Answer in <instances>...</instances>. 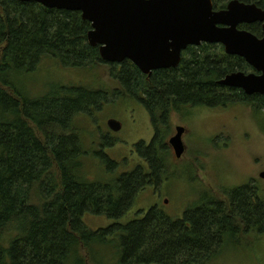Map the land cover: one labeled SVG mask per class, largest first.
<instances>
[{
    "label": "trees",
    "instance_id": "obj_1",
    "mask_svg": "<svg viewBox=\"0 0 264 264\" xmlns=\"http://www.w3.org/2000/svg\"><path fill=\"white\" fill-rule=\"evenodd\" d=\"M80 16L0 0V264H84L85 257L88 264H209L204 259L214 257L216 246L239 243L240 231L232 227L263 232L264 205L256 186L246 185L224 192V202L208 193L176 219L153 209L96 231L82 222L88 215L121 220L142 184L139 171L123 175L85 153L92 135L86 115L100 113L95 108L109 96L112 105L138 89L145 107L157 106L163 119L171 104L217 108L237 102L260 111L264 97L217 84L247 65L208 46L188 51L177 69L149 79L125 61L119 72L108 71L118 89L107 90L96 79L93 86L56 83L28 94L20 79L47 60L72 70L105 64L86 42L91 25ZM146 153L158 176L160 166Z\"/></svg>",
    "mask_w": 264,
    "mask_h": 264
},
{
    "label": "rangeland",
    "instance_id": "obj_2",
    "mask_svg": "<svg viewBox=\"0 0 264 264\" xmlns=\"http://www.w3.org/2000/svg\"><path fill=\"white\" fill-rule=\"evenodd\" d=\"M108 77V71L100 68L72 70L57 67L47 60L39 65L36 72L20 79L19 83L32 95L46 92L51 84L73 82V85L93 86L96 79L107 90L118 89ZM107 99L110 102L113 97ZM210 110L196 106L189 114L182 112L170 115L172 134L178 124L185 128L182 137L185 150L181 158L171 164L168 174L171 176L170 181L163 186L162 197L158 200L163 205V214L169 218L176 219L182 215L184 208L187 211L196 200L207 197L208 193L223 199L224 192L245 185L256 186L258 197L264 205V180L259 178V174L264 172V115L256 114L252 107L242 103L224 110ZM144 113L134 103L121 100L104 105L96 118L100 126H104L108 119L121 121L124 130L117 138L127 135L126 139L133 144L148 133L147 115ZM133 119L137 121L134 125L130 123ZM108 153L114 158L123 154L116 147H111ZM151 198V191H145L136 198L132 207H144L149 201L153 202ZM163 199L168 200V203L163 204ZM135 217L139 216L126 214L114 222L105 217L88 215L82 222L96 231L115 223L126 225ZM223 256L227 258L209 264H264V231L241 235L238 247L226 248ZM68 264L77 262L72 260Z\"/></svg>",
    "mask_w": 264,
    "mask_h": 264
},
{
    "label": "water",
    "instance_id": "obj_3",
    "mask_svg": "<svg viewBox=\"0 0 264 264\" xmlns=\"http://www.w3.org/2000/svg\"><path fill=\"white\" fill-rule=\"evenodd\" d=\"M34 2L48 9L79 12L91 25L87 41L98 47L106 64L128 61L144 74L151 70L175 67L179 53L188 45L201 42L221 43L225 52L241 57L260 73H233L218 84L239 88L245 94L264 95V26L263 37L238 31L239 23L263 21L264 12L253 5L232 1L228 10L211 12L209 0H16ZM218 25L228 28H218ZM109 127L116 131L113 120ZM182 129L170 140L176 158L183 154ZM264 180V172L259 174Z\"/></svg>",
    "mask_w": 264,
    "mask_h": 264
},
{
    "label": "flooded vegetation",
    "instance_id": "obj_4",
    "mask_svg": "<svg viewBox=\"0 0 264 264\" xmlns=\"http://www.w3.org/2000/svg\"><path fill=\"white\" fill-rule=\"evenodd\" d=\"M211 3V12H223V11H227L228 10V5L230 4V2L232 1H237L241 4L244 5H253L256 7L257 10H260L261 12H264V0H261L260 2H254V1H242V0H224L220 3L217 4V2L215 0H209ZM263 26H264V20L263 21H254V22H248V23H239L236 26V29L238 31H244L247 33L252 34L253 36L255 35V37L257 39H261L263 37ZM91 27V26H90ZM218 28H228L227 26H223V25H218ZM91 29V28H90ZM204 46H208V47H213L216 51H223V53L226 56L229 57H237L241 60H243L241 57L236 56V55H230L227 54L225 52L224 46L221 43H207V42H201L198 45H188L186 46L184 49H181L180 53H179V61L177 62V65L175 67H169V68H162V69H156V70H151L148 74H144L143 72H141L136 66H134L135 68H137V72L139 73L138 77H145L147 79L151 78V76H153L154 74L157 75V72L163 71V72H168V71H172L174 69H177L179 67V65L181 64L180 62L184 59V55L190 51V50H198L200 48H203ZM97 48L98 47H93ZM244 63L247 65V69L245 71H236V72H231L227 75H225L222 79H220L219 81L223 80L226 76L231 75L233 73H244L245 75L248 74H254L255 76H258L260 73L255 72V70L250 67L245 60H243ZM124 62L120 63V64H109V63H105L102 65H97L96 68H100L103 69L104 71H114V72H119L121 70L122 64ZM132 65V64H131ZM111 68V69H110ZM217 81V84L218 82ZM73 84V82H72ZM221 86V85H220ZM225 88L228 89H234L237 91H241L245 96H263V94H251V95H247L244 93L243 90L239 89V88H234V87H228V86H223ZM124 102L125 101H129L132 102L136 105V107H139L140 109H142L147 116V122H148V126L149 130L148 133L146 132L144 137H148L144 138V137H140L137 142L135 143H130L128 139H126V137H128L127 135H125V138L122 136L120 138H117L118 134L122 132V130H124L123 124L121 123V121L117 120V119H108L105 123L104 126H100V124H98L97 118H96V114L95 112H90L89 115L87 114L86 116H88L89 119L88 122L90 124L91 127V133L92 135H90L91 137L89 138V136L86 138L85 141H87V150L89 149L90 151L85 152L88 153L86 155L91 156L92 158H96L98 160H102L103 162L109 163L110 165H113V168H115L116 170H118V172L120 174H129L134 172L135 170L139 171V176L142 179V184L141 187L139 189L138 195L136 196V198L140 195L143 194L145 191L150 190L151 194H152V201H149L146 206L144 207H138L137 209H134L132 206L128 207L129 211L125 212L124 214H135V215H145L147 214L146 212H150V210L156 209L160 212H162L163 209V205L160 204V202L158 200L161 199L162 194H163V186H165L169 181L171 176L168 175L170 173V168H171V164L173 163L174 160H179L180 158H176L175 157V153L173 150V146L170 143V140L172 139L173 136H175L177 134V129L181 128L182 129V134H181V142L183 145V149L185 150V145L183 144V140L182 137L185 133V128L178 124L175 126L174 128V133L172 134L170 131V125H169V120H171V113H178V114H182V112H185L184 114H189L190 110H192L193 107H206L204 105H190V104H186V105H172L169 107V111L167 112L166 117H164V119L162 118V116L160 115L159 109L157 106H155L153 108V110L149 111L145 105V97L143 95L142 91H139L138 89L135 91V94H130L128 96H124L122 97ZM109 101H105L102 102L101 104H99L97 106V108H95L96 112L103 110L104 105L103 104H108ZM234 104H238L237 102H233L230 103L226 106H219L217 108H210L211 110H215V109H219V110H224V109H228L230 106L234 105ZM207 108V107H206ZM207 108V109H208ZM253 109V108H252ZM210 110V111H211ZM133 111H135L133 109ZM254 111V109H253ZM256 114L258 115H264V110H260V111H254ZM134 117V115H133ZM113 120L115 122H117L119 124V127L117 128L116 131L112 130L109 127V122ZM136 120L133 119L132 122H130L131 124H136ZM145 126V127H146ZM76 134V133H75ZM74 135V134H73ZM75 141L77 143H79V138H77V135L75 137ZM118 148L120 153H123L121 156H119V158H117L118 156H116L115 158L113 156H111V154H109V150L110 148ZM148 150L150 151V154L154 156V161L156 163H158V165L160 166V170H158V176L155 175V173L152 171L151 165L149 163L148 160ZM157 174V173H156ZM213 195V193H212ZM225 196V194L223 195V197ZM154 197V198H153ZM215 200L219 201V202H224L225 201V197L223 199L221 198H217L214 197ZM163 204H167L168 200L163 199ZM190 208V207H189ZM188 208V209H189ZM185 208L182 211V215L185 214ZM125 225V224H122ZM190 228V227H188ZM233 229H235L237 231V233L240 231V233H238V237L240 239V236L243 234H250L251 232H253L254 230L252 229V227H232ZM243 232V234H241ZM241 234V235H240ZM236 236V235H235ZM238 239V241H239ZM233 241H226V243H224L225 245H223L222 247V243L218 246H216V250L215 253L213 254L214 257H210L207 259H204L206 261H209V263L211 262H218L220 261V259H226L227 257H224V252L226 250V248L228 247H238L239 243H237V245L233 246ZM229 243V245H227ZM211 258V259H210ZM84 264H88L87 262V257L84 258ZM205 262V261H204ZM208 263V262H207Z\"/></svg>",
    "mask_w": 264,
    "mask_h": 264
}]
</instances>
